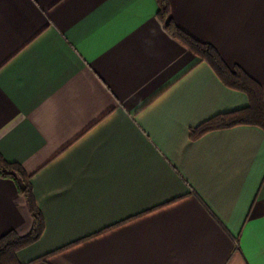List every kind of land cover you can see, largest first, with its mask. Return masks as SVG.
Returning a JSON list of instances; mask_svg holds the SVG:
<instances>
[{
	"label": "crops",
	"instance_id": "crops-1",
	"mask_svg": "<svg viewBox=\"0 0 264 264\" xmlns=\"http://www.w3.org/2000/svg\"><path fill=\"white\" fill-rule=\"evenodd\" d=\"M176 26L264 89V0H170ZM157 0H0V152L45 219L23 264H264V130ZM33 215L0 176V236Z\"/></svg>",
	"mask_w": 264,
	"mask_h": 264
},
{
	"label": "trees",
	"instance_id": "trees-1",
	"mask_svg": "<svg viewBox=\"0 0 264 264\" xmlns=\"http://www.w3.org/2000/svg\"><path fill=\"white\" fill-rule=\"evenodd\" d=\"M157 1L159 16L165 20L174 34L200 60L208 62L226 86L243 91L249 97V105L215 114L192 127L190 138L195 140L212 130L226 129L238 125H257L264 130V89L261 83L244 69L240 67L231 68L213 45L196 39L176 26L170 14V0ZM32 175V173L25 170L21 163L6 159L0 152V176L15 181L19 192L25 196L33 215V225L27 234L20 235L12 229L0 236V264H23L18 257L19 250L37 241L45 230L46 223L34 194L31 182Z\"/></svg>",
	"mask_w": 264,
	"mask_h": 264
}]
</instances>
